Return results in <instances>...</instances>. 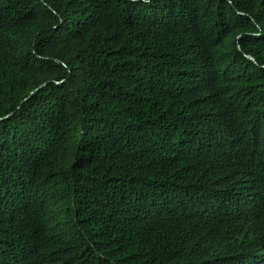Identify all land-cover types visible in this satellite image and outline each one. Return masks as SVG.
<instances>
[{
    "label": "trees",
    "instance_id": "obj_1",
    "mask_svg": "<svg viewBox=\"0 0 264 264\" xmlns=\"http://www.w3.org/2000/svg\"><path fill=\"white\" fill-rule=\"evenodd\" d=\"M0 264H264V0H0Z\"/></svg>",
    "mask_w": 264,
    "mask_h": 264
}]
</instances>
